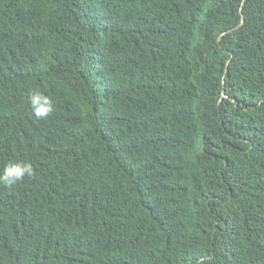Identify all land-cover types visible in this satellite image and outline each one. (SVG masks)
I'll return each instance as SVG.
<instances>
[{
  "label": "trees",
  "instance_id": "1",
  "mask_svg": "<svg viewBox=\"0 0 264 264\" xmlns=\"http://www.w3.org/2000/svg\"><path fill=\"white\" fill-rule=\"evenodd\" d=\"M16 161L0 264H264V0H0Z\"/></svg>",
  "mask_w": 264,
  "mask_h": 264
},
{
  "label": "clouds",
  "instance_id": "2",
  "mask_svg": "<svg viewBox=\"0 0 264 264\" xmlns=\"http://www.w3.org/2000/svg\"><path fill=\"white\" fill-rule=\"evenodd\" d=\"M29 103L33 113L38 118H47L54 111L53 101L40 91H33L29 96ZM33 165L27 161L7 163L0 172V183L13 186L21 183L25 178L34 176Z\"/></svg>",
  "mask_w": 264,
  "mask_h": 264
}]
</instances>
